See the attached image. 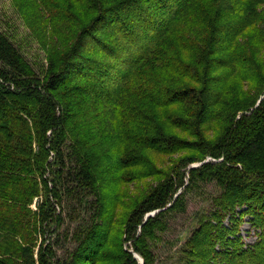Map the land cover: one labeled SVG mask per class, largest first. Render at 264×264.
<instances>
[{"label": "trees", "instance_id": "1", "mask_svg": "<svg viewBox=\"0 0 264 264\" xmlns=\"http://www.w3.org/2000/svg\"><path fill=\"white\" fill-rule=\"evenodd\" d=\"M15 2L47 62L0 27V264H155L207 184L181 264H264V0Z\"/></svg>", "mask_w": 264, "mask_h": 264}, {"label": "rangeland", "instance_id": "2", "mask_svg": "<svg viewBox=\"0 0 264 264\" xmlns=\"http://www.w3.org/2000/svg\"><path fill=\"white\" fill-rule=\"evenodd\" d=\"M0 27L38 68L47 62V51L43 46L46 34L36 26L28 24L15 0H0ZM218 193L219 189L214 184H207L187 195L186 213L172 219L169 228L165 232H159L157 239L151 242L157 255L155 264L182 263L183 249L187 240L193 230L199 226L200 215L211 208L212 198ZM37 205L38 203L34 201L32 208L36 209ZM241 233L248 243H252L256 239L248 218L241 228ZM135 254L139 253L135 252ZM139 257L144 261L140 254ZM139 257L136 256L139 264H142Z\"/></svg>", "mask_w": 264, "mask_h": 264}, {"label": "water", "instance_id": "3", "mask_svg": "<svg viewBox=\"0 0 264 264\" xmlns=\"http://www.w3.org/2000/svg\"><path fill=\"white\" fill-rule=\"evenodd\" d=\"M261 101V100H260ZM259 101V102H260ZM203 162H201V163H197V164H193L192 165V167H196V166H199V165H201ZM157 211H153V212H150V213H148L147 215H146V218H148L149 216H152V215H154L155 213H156ZM137 257H139V254H135ZM140 258V257H139ZM141 259V263L142 264H144V261L142 260V258H140Z\"/></svg>", "mask_w": 264, "mask_h": 264}]
</instances>
